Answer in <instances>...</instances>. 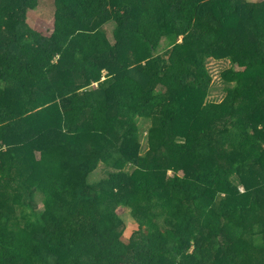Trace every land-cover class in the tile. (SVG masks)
Listing matches in <instances>:
<instances>
[{"label":"trees","instance_id":"trees-1","mask_svg":"<svg viewBox=\"0 0 264 264\" xmlns=\"http://www.w3.org/2000/svg\"><path fill=\"white\" fill-rule=\"evenodd\" d=\"M38 1L0 0V264H264V0Z\"/></svg>","mask_w":264,"mask_h":264},{"label":"rangeland","instance_id":"rangeland-1","mask_svg":"<svg viewBox=\"0 0 264 264\" xmlns=\"http://www.w3.org/2000/svg\"><path fill=\"white\" fill-rule=\"evenodd\" d=\"M53 14H54L53 0H39L34 9H28L26 11L25 22H27L32 28L38 29L43 33H47L51 25ZM113 25L114 24L112 21H109L105 24L108 37L111 40H112L111 33H112ZM165 45H166V40L164 41L163 39L160 49H164ZM206 66L212 77L211 88L206 98L207 100L221 101L227 95V91L225 90V83L223 82L222 73L225 69L229 68L230 62L227 60H214L210 58L208 59ZM148 125L149 124L144 125V128L145 126ZM145 140L146 139L143 138L141 140V150H140L141 153H147L148 151V146ZM106 170H107L106 166L103 163H100L98 169L95 170V172L91 175L90 180L96 181L98 179L104 178L105 176H107ZM172 172L173 170L169 169L167 173L170 174ZM177 173L182 174V170L177 171ZM239 189L241 191H244V186L240 184ZM41 207H42L41 202H38V208ZM117 208H118L117 209L118 213L124 220L126 226V232H128L129 229L135 227L136 225L135 221H133V219L131 218L127 208L121 207L120 205L117 206Z\"/></svg>","mask_w":264,"mask_h":264}]
</instances>
